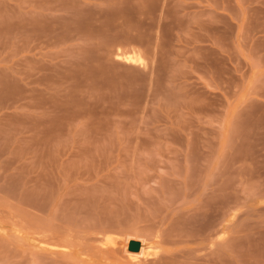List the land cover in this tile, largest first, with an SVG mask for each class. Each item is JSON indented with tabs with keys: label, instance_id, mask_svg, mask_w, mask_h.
Wrapping results in <instances>:
<instances>
[{
	"label": "rangeland",
	"instance_id": "374dc122",
	"mask_svg": "<svg viewBox=\"0 0 264 264\" xmlns=\"http://www.w3.org/2000/svg\"><path fill=\"white\" fill-rule=\"evenodd\" d=\"M0 264H264V0H0Z\"/></svg>",
	"mask_w": 264,
	"mask_h": 264
},
{
	"label": "bare ground",
	"instance_id": "6f19581e",
	"mask_svg": "<svg viewBox=\"0 0 264 264\" xmlns=\"http://www.w3.org/2000/svg\"><path fill=\"white\" fill-rule=\"evenodd\" d=\"M126 58V57H125ZM133 62H134V60H133V58L131 59ZM130 60V61H131ZM136 237V236H135ZM133 241V240H132ZM143 247V246H142ZM140 248V250L138 251V252H127L126 251V254H128L129 256H131V255H134V256H142V255H144V250H143V248Z\"/></svg>",
	"mask_w": 264,
	"mask_h": 264
},
{
	"label": "water",
	"instance_id": "95a60500",
	"mask_svg": "<svg viewBox=\"0 0 264 264\" xmlns=\"http://www.w3.org/2000/svg\"><path fill=\"white\" fill-rule=\"evenodd\" d=\"M130 248H131V249H137V243H135V242H131V243H130Z\"/></svg>",
	"mask_w": 264,
	"mask_h": 264
}]
</instances>
